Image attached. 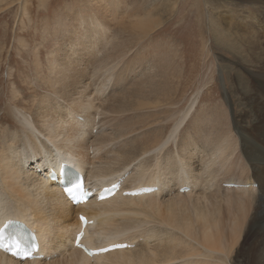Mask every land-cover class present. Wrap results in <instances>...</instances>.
<instances>
[{"label": "bare ground", "instance_id": "obj_1", "mask_svg": "<svg viewBox=\"0 0 264 264\" xmlns=\"http://www.w3.org/2000/svg\"><path fill=\"white\" fill-rule=\"evenodd\" d=\"M94 1L100 6V0L91 3ZM107 1L102 0L103 4ZM161 15L158 10L147 11L142 22L147 25L150 20H160ZM109 16L79 14L71 21L54 23L55 40L56 36L61 39L45 59L47 66L41 63V47L35 45L34 50L35 75L47 89L46 95L34 96L32 103L21 108L17 100L22 94L13 87V101L4 109L8 114L0 119V227L9 219L27 221L39 237L40 257L21 262L0 252V264H211L221 247L236 245L246 234L243 225L252 208L254 226L262 230L264 240V169L260 170L262 177L255 176L261 184L258 188L251 186L252 180L243 181L250 170L264 166V143L250 140L252 136L242 123L245 117L255 122L258 119L250 96L263 95L264 71L255 70L251 77L236 71L226 74L229 63H221L225 80L238 78L237 90L247 99L234 123L241 133L243 158L247 160L243 161L235 155L239 137L236 140L232 123H226L224 130L222 120L209 118L210 126L205 121L195 123L180 137L183 124L193 114L195 100L186 112L163 117L171 112L166 107L171 103L163 108L158 102L151 104L149 100L155 96H148L162 85V80L156 82L150 73L134 79L138 67L132 60L140 52L128 54L134 46L121 42L123 29L113 33ZM114 20L115 24L122 22L120 18ZM117 46L127 48L128 53L118 55ZM103 47L108 54L94 63V53L101 54ZM3 53L4 41L1 57ZM255 62L264 64V56ZM252 77L255 80L251 81ZM107 90L110 92L106 95ZM101 102H105L104 107ZM109 118L117 124L128 123L125 121L123 127L119 124L117 129V124L112 126L107 121ZM163 120L175 123L171 134L161 140L166 126L160 124ZM157 126L160 128L155 131ZM35 161L42 172L32 165ZM62 161L77 165L94 185L120 180L125 190L144 186L156 189L136 196L119 194L101 202L93 197L75 206L64 195L59 179L46 178L50 169L58 177ZM234 177L239 179L233 186L236 196L226 194L229 205L224 228L231 233L228 239L221 229V207L212 205L229 191L223 185L215 186L218 179ZM184 186L187 190L181 191ZM79 213L92 222L85 230L90 248L115 241L133 246L86 257L73 248ZM180 235L188 242L183 243ZM186 252L192 254L185 257ZM259 258L264 262V252ZM235 262L243 264L239 257Z\"/></svg>", "mask_w": 264, "mask_h": 264}, {"label": "rangeland", "instance_id": "obj_2", "mask_svg": "<svg viewBox=\"0 0 264 264\" xmlns=\"http://www.w3.org/2000/svg\"><path fill=\"white\" fill-rule=\"evenodd\" d=\"M139 10L141 12H138ZM157 10L162 13L158 16L160 20H150L147 25L142 22L147 11L156 12ZM96 13L110 14L109 26L113 33L118 31L115 29H123V34L120 36L121 42L134 46L129 53L127 48L117 46L120 48L117 50L118 55L124 52V54L140 52L132 60L138 67V73L133 75L134 79L150 73L156 82L162 80V85H158L154 93L148 96L151 98L155 96L149 101L152 102L151 104L158 102L164 106L163 108L171 103L166 106L171 108V112L163 114V117L175 112H181L180 114L186 112L195 100L193 114L189 117L194 120L188 118L189 121L183 124L180 137L188 129L192 130L195 123L205 121L210 126L208 122L211 119L222 120L225 127L229 122L234 128L233 134L236 140L239 137L235 155L243 158V147L239 135L241 133H238L234 123L239 117L240 107L247 99L237 90L238 78L225 80L223 75L236 71L251 77L250 74L255 70L257 73L264 71V64L255 62L260 59V56H264V1L262 0H132V2L131 0H108L105 4L100 0V6L97 1L91 3V0H14V2L0 0V45L4 41V53L2 57L0 56V119L8 114L4 109L9 101H13V87L22 94V99L17 100L21 108L32 103L34 96L41 98L46 95L47 89L35 75L37 64L34 50L38 45L41 47V63L47 66L50 51L55 48L56 40L61 39L56 36L55 40L54 23L58 25L60 20L71 21L79 14L88 16ZM117 18H120L122 22L113 23ZM148 25V30H143ZM47 30L49 33H46ZM110 48L112 50L113 47ZM106 54L108 50L103 47L101 54L94 53L92 61L100 63ZM223 62L229 63V72L226 74H223L221 64ZM140 70H144V73ZM126 75L130 76L131 73ZM253 80H255L254 77L251 78V81ZM110 90H107L106 95ZM228 90L230 93L227 92ZM155 94H158V97ZM262 94L250 96L252 108L254 111L257 110L259 115L256 122L252 120V117H245L242 122L245 126L244 130L248 131L250 137L252 136L250 140L254 143H256L255 140L264 143V93ZM103 103L105 102H101V106ZM8 117L13 120L12 116L8 115ZM199 118L203 119L199 121ZM209 118L211 119L208 120ZM107 121L110 122V118ZM125 121L123 122L125 124H120L121 122L117 124L113 120L110 123L112 126L117 124L118 129L119 124L120 127L126 125ZM174 123L173 120L160 122V124H166L160 136L161 140L171 134ZM158 127L160 128L157 126L154 130H158ZM223 129L227 130L226 127ZM93 131L96 133V128ZM241 160L247 161L245 158ZM263 169L264 166L254 171L250 170L247 175H244L243 181L252 180L251 186L258 188L261 184L257 181V177H262L260 170ZM222 181L225 182L221 184ZM237 181L239 179L236 177L221 178L215 183L216 187L220 184L229 189L223 192L225 194H220V201L212 205V207H221V229L228 239L231 238V233L229 229L224 228L229 205L226 194L236 196L233 186H236L234 183ZM262 184L264 187L263 181ZM232 204L236 205V201ZM253 209L250 210L249 217L243 225L246 234H243L236 245L221 247L220 254L216 255L211 264H239L235 262L237 257L242 259L243 264H264L259 258L264 252L263 234L261 229L254 226L255 211ZM251 219L253 221L249 223ZM180 240L183 243L188 242L182 235ZM226 249H228L227 252ZM191 254L192 252H186L184 256L189 257Z\"/></svg>", "mask_w": 264, "mask_h": 264}, {"label": "snow or ice", "instance_id": "obj_3", "mask_svg": "<svg viewBox=\"0 0 264 264\" xmlns=\"http://www.w3.org/2000/svg\"><path fill=\"white\" fill-rule=\"evenodd\" d=\"M67 191L71 192L72 189L69 188ZM82 220L84 219L83 217L81 218ZM81 237L83 236V233L80 234ZM13 245L16 249V251L13 252L14 255H22L23 258H27L30 255V252L26 248H22L19 241L13 240ZM2 246V245H0ZM31 248H35L36 245L33 243L30 245Z\"/></svg>", "mask_w": 264, "mask_h": 264}]
</instances>
